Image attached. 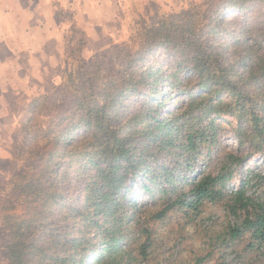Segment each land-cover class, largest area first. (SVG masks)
Wrapping results in <instances>:
<instances>
[{"label": "rangeland", "instance_id": "1", "mask_svg": "<svg viewBox=\"0 0 264 264\" xmlns=\"http://www.w3.org/2000/svg\"><path fill=\"white\" fill-rule=\"evenodd\" d=\"M209 1L0 2V264H10L8 247L12 241V231L22 219L37 218L41 222L34 230V235L40 238L37 246L44 245L46 252L51 251L50 244L55 243L54 240L42 238L41 230L46 226L51 233L58 231L62 234L61 231L66 228L72 234H98L96 228L87 225L74 211V208L87 203L88 196L96 187L93 183L98 179L99 166L106 164L102 160L99 166L96 165L97 157L93 156L99 147L93 144L94 140L80 148L76 139L82 138L83 131L79 130L72 140L73 145H68L66 151L59 150L53 154L49 163L42 168L46 169L43 181L46 182L47 189L57 197V201L52 202L40 197H30L24 187V179L18 176L23 169H30V163L31 172L37 173L49 155L48 149L40 155L33 152L32 146L24 139L25 134L40 132L48 127L61 129V126L55 125L58 119L74 113L81 114L77 107L81 102L92 107L95 101L100 102L105 98V101H110L111 106V100L123 86L127 87L126 93L132 89L133 84L126 82L130 77L134 81L139 80V83L127 97H119L121 104L114 110L117 117L129 119L139 110L140 104L145 103V94L153 93L155 86L165 93L160 96L159 102L164 101L165 97L168 100L165 111L186 109L190 94L198 91L195 87L196 77L186 69L176 68V57L163 47L154 51L155 55L140 54L138 57V52L146 49L148 29L164 16L179 11L188 2ZM252 12L228 11L224 13V17H241ZM244 22V17H241L240 23ZM237 24L238 22L229 23L227 27H236ZM248 41H251V37ZM142 57V60L138 59ZM150 67L158 70V73L152 72L151 78L144 81L141 73H147ZM175 74L180 83L178 86H171V76ZM155 75L164 77L157 85L153 83ZM183 89L187 91L184 92ZM200 93L206 91L200 89ZM258 107L263 115V106ZM110 110L107 111L111 112ZM213 116L215 139L211 138L210 130H205L203 136L200 134L203 142L198 140L199 150L194 155L188 180L194 182L202 174L216 173L226 151L249 153L245 162L234 170L231 178L223 185V190L229 193L237 188L248 170L264 172V154L251 150L238 141L232 130L237 123L234 116L227 113ZM190 123L189 125H197L196 121ZM91 134L86 132V138H91ZM42 138V135L37 137L34 143H40ZM87 156L91 158L86 161ZM54 167L55 170L49 171ZM53 171L56 172L52 173ZM124 186L130 187V181ZM151 187L154 194L152 196L141 191L139 185L133 187L135 192L129 198L136 199V206H126L128 215L121 227V246L124 249L129 246L130 249L135 248V254L148 237L145 241L148 245L147 256L143 259L139 256L134 264H188L197 257L207 255L205 264H215L222 256L228 264H248L253 260L254 264H264V252L261 256H258V252H241L240 257L236 256V251L242 250L247 243V236L230 248L229 245L213 246L216 232L233 219L220 203L205 202L200 213L193 217H190L191 212L187 216L184 208L176 206L168 209L161 217L152 218L151 214L167 207V202L174 196L162 195L155 185ZM255 190L256 193H264V185L252 186L248 191ZM44 205L46 211L43 210ZM88 207L92 217L94 207ZM123 208H117L115 216ZM96 215V219L104 227L107 226L102 212ZM142 229L148 230L149 236L141 232Z\"/></svg>", "mask_w": 264, "mask_h": 264}, {"label": "trees", "instance_id": "2", "mask_svg": "<svg viewBox=\"0 0 264 264\" xmlns=\"http://www.w3.org/2000/svg\"><path fill=\"white\" fill-rule=\"evenodd\" d=\"M228 11L253 12L243 14L241 17L245 22L241 24L238 15L225 18L224 13ZM248 19L251 20L246 23ZM234 22H238L236 27H227ZM148 32L146 49L140 50L138 57L140 54L155 55L154 51L163 47L176 57V68L186 69L196 77L198 91L190 94L186 109L165 111L168 100L165 97L159 102L160 96L165 93L155 86L153 93L145 94L146 101L140 104L139 110L124 120L117 117L114 110L121 104L119 97H127L139 83V80L134 81L130 77L125 80L134 88L126 93L127 87L123 86L114 95L111 106L105 98L95 101L92 107L81 102L77 104L81 114L74 113L58 119L55 125L61 126V129L48 127L40 132L25 134L24 139L32 146L33 152L40 155L48 149L50 156L37 173L31 172L30 163V169H23L18 176L24 179V187L30 197L52 202L57 201V197L47 189L43 181L46 169L42 168L53 154L59 150L66 151L68 145H73L72 140L79 130L83 131L82 138L76 139L80 148L94 140L93 144L99 147L93 156L97 157L96 165L99 166L102 160L106 164L99 166L98 179L93 183L96 187L88 196L87 203L74 208V211L87 225L96 228L98 234H72L66 228L61 231L62 234L58 231L51 233L46 226L41 230L42 238L55 241L50 244L51 251L46 252L44 245L37 246L40 238L34 235L41 222L37 218L22 219L12 231L8 247L10 264H85L86 261V264H134L139 256L145 258L148 237L138 247L137 254L135 248L130 249L129 246L124 249L120 243L123 238L122 223L128 215L126 206H136V199L129 198L136 185L149 196L154 195L151 185H155L162 195L174 196L167 202V207L152 213V218L161 217L176 206L184 208L187 216L191 212L190 217H193L200 213L205 202L220 203L233 219L216 232L213 246L229 245L230 248L247 236V243L242 250L236 251V256L240 257L241 252L263 255L264 193L248 190L252 186L264 185V172L248 170L236 189L229 193L223 190L226 180L245 162L249 153L226 151L216 173L202 174L194 182L188 180V172L192 170L194 155L199 150L198 140L203 142L200 134L203 136L205 130H210L211 138L215 139L213 115L227 113L234 116L237 123L232 130L238 141L264 154V114L258 111V106H263L261 110L264 112V0L188 2L179 11L164 16ZM220 34L224 36L219 37ZM152 72L157 74L158 70L148 68L147 73H141V79L148 81ZM177 76H171V86L179 85ZM162 78V75H155L153 83L157 85ZM200 89L206 93H200ZM109 109L111 112L107 111ZM167 112L168 115H165ZM191 121H196L197 125H189ZM86 132L92 133V137L87 139ZM41 135L44 138L40 143H34ZM90 158L87 156L85 160ZM128 180L130 187L124 186ZM88 205L94 207L92 217ZM117 208L123 209L115 216ZM99 212L106 218L105 227L96 219ZM141 232L149 236L148 230L142 229ZM207 257H197L188 264H205ZM254 261L248 264H254ZM215 264L228 262L222 256Z\"/></svg>", "mask_w": 264, "mask_h": 264}, {"label": "crops", "instance_id": "3", "mask_svg": "<svg viewBox=\"0 0 264 264\" xmlns=\"http://www.w3.org/2000/svg\"><path fill=\"white\" fill-rule=\"evenodd\" d=\"M87 1V0H86ZM1 3H4V0H0ZM5 5V4H4ZM87 6H88V3H87ZM20 16V11H18V18Z\"/></svg>", "mask_w": 264, "mask_h": 264}]
</instances>
